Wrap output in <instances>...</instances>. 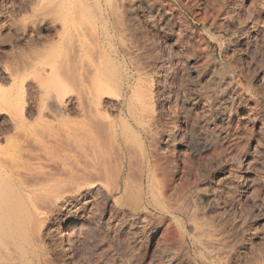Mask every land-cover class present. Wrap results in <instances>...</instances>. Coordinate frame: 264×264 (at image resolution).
Here are the masks:
<instances>
[{"label":"rangeland","instance_id":"obj_1","mask_svg":"<svg viewBox=\"0 0 264 264\" xmlns=\"http://www.w3.org/2000/svg\"><path fill=\"white\" fill-rule=\"evenodd\" d=\"M77 3L86 16L64 38L54 5L0 0V128L12 135L8 116H22L31 138L49 133L72 154L60 135L86 122L107 147L98 173L82 165L76 181L40 161L67 196L47 212L48 264H264V0ZM48 64L62 87L46 95ZM93 73L101 103L86 92Z\"/></svg>","mask_w":264,"mask_h":264},{"label":"bare ground","instance_id":"obj_2","mask_svg":"<svg viewBox=\"0 0 264 264\" xmlns=\"http://www.w3.org/2000/svg\"><path fill=\"white\" fill-rule=\"evenodd\" d=\"M42 1H45L50 6L51 5H54L55 6L54 9H52V10H53L54 14L57 15L58 20L60 21V29L62 31L61 34H65L64 38L66 36H68V35H69L68 37H73L72 36L73 34L75 35V34L78 33V31L80 30L79 29L80 28V25H79L80 24L79 23L80 17H83L84 14L86 16V10L82 9L85 5L83 6V4H82V6H83L82 7L81 4H79L80 1H79V3H77V0H42ZM89 10L90 9L88 8V11ZM88 11H87V13H88ZM68 39L71 40L70 38H68ZM63 40H65V39H63ZM75 43H76V41H75ZM72 46H73V44L70 45V47H72ZM62 52H63V50H62ZM60 53H61V51H60ZM60 53H59V55H60ZM60 58H62V57H60ZM54 59L55 58H53L51 60V63L50 64H53L52 61L54 62ZM50 64H48L49 65L48 68H43L41 72L43 74H46V73L52 74V77H51L52 79L50 78V80H46V81L41 80L43 82H39L40 80L39 81L37 80V82H36V89L39 90V92L45 93L46 95L48 93H51V94L54 93V91H56L57 89L60 88L61 83H62V81L60 82L59 77H57V75H55V72H54V68H57V66L54 67V65H50ZM91 69L93 70V68H91ZM98 71L96 70L97 73H98ZM97 73L96 74L93 73L94 76L95 75H98ZM88 76H87V78H88ZM61 77H63V76H61ZM91 78H93V75H92ZM89 79H90V77H89ZM94 79H95V81H93L94 83H92L93 86H91V84L88 82L90 85L88 84L89 87L87 89L88 91H86V92H88L87 93L88 95H91L92 96V99L94 101H98L99 102V100L102 99V96H103V93H102V95H100V93L102 92V89H100L101 92L98 93V90H99L100 86L102 88V82L99 81V80H96V76H95ZM91 80H93V79H91ZM91 80H90V82H92ZM228 85H230V83ZM103 86H106V85H103ZM84 90H86V87H85ZM232 90H233V88H232ZM46 95H45V97H47ZM139 95L142 96L143 94L141 93ZM144 95H146V94H144ZM138 97L140 99V96H138ZM63 98L64 97H62L60 99H63ZM86 98H88V97H86ZM43 99H44V97H43ZM86 101H88V100H86ZM90 101H92V100H90ZM92 102H89V103H92ZM54 103H56L57 108L59 109V113L63 110L64 106L66 107V105H64L66 103L63 100H57ZM99 103H101V102H99ZM93 104H94V106L96 104L95 107L100 106V104H98L97 102L96 103L93 102ZM40 105H41V103H40ZM130 105H131V103H130ZM56 112H57V110H56ZM89 112L91 113V111H89ZM94 112L96 113V111H94ZM18 114L19 113H17V115ZM20 114H21V112H20ZM13 116H14V118H13ZM13 116H10V115L8 116L9 119H10V121H11V123L13 124V127L11 128V130L13 129L12 130V135L14 134V136H16V140H17V135H20L22 137V140H23L24 143H26V141H28L29 144H30V142H32L30 145L35 144V146H37L36 148L35 147L34 148L32 147V149H35L34 150L35 151L34 154H36L37 152H41L42 155H40V153H39V155L37 154L36 156H37L39 162H36L33 165L29 164L31 166L30 167L28 166V168L25 166L26 169L23 170V166L25 164L22 165V166H20V164L18 165V163H20L21 162V159H23V158H26V160H28L29 157L32 155V154L29 155L31 153L32 149L31 150H28L29 148H27V147H29V146H26V144H28V143H26L25 146H24V143L21 142L22 140L20 142H18L20 140V137H19V139H18V141L16 143H15L16 140L13 141V143H12L11 141L14 138V136H13V138H10L11 140L8 137V136H12V135H8L9 134L8 133L9 132L8 130H10V129H8L7 130L8 132H6V131L3 130L4 128L3 129L0 128V264H48V260L46 261V259H45V256H46L44 254L45 252H43V249L44 248L42 249L43 246L41 244L42 243L41 238L43 239V237L47 235V232H46L47 230H45V228H44V225L46 224L45 222L47 220V217L46 216L48 215L47 212H50L52 210H58L59 207L61 206V204H64L63 201L65 199H67L66 198L67 196L66 197L65 196L62 197V196H63V194H64V192L66 190L65 188L67 186L65 184L66 182L63 183V184H61V186L63 188L65 187L64 188L65 190H63V189L61 190V187L58 186V183L59 182H56L58 180L55 177L56 173H55V175H54V173H52L53 175L50 174V172H51L52 169L51 170L49 169L50 172H49V174H47L48 172L46 173L45 172L46 170L43 171L45 168L43 169V165L41 167V164H43V163H40V161L41 162H42V160L43 161H46V162H44V165H49V163H47V161H50V162H60L61 165L59 163H56V166H58V164H59V166L62 167L60 169V171L61 172L64 171L66 174H69V175H66V177H69L71 175V177H69L70 179L65 178V176H64V178L65 179H68V180H71V181H73V180L76 181L75 179L78 178V177H76V175H77L76 173L79 174L78 171H80V176L82 175L81 178L84 179V177H83L84 174H81V172L82 173H86V172H83V171L86 170L85 167H87V166L92 167V169L94 171V169L96 170V167H97L98 164H102V161L103 160L101 158L103 157V155H102L101 148L103 146L102 145H101L102 147L100 146V144H102L100 142L101 139H99V141H98L97 139H95L93 137L92 134L95 135V133L93 131V128L92 129H89V127L90 126L92 127V125H90L89 127H87L88 125L85 122V127H83L84 125L81 124L80 127L82 126V128H80V129L78 128V130H76L75 128H74V130H73V128L71 130L70 126H69L70 129L65 128V129H68V130L67 131L65 130L66 133L63 132L64 134L63 135L61 134L60 136L64 137V135L67 134L65 137L67 138V136H68L69 138H71V140L69 138H68L69 140H64L63 138H60L59 137L60 139H63L64 141H66V143L64 142L66 145H67V142L68 141H72V146L74 145L75 148H77V151H78V152H76V151L73 150L72 152L73 153L76 152L77 154L76 153H75V155L73 153L71 154L70 153L71 151H69L68 153H64L65 151L66 152L68 151V149L67 150L66 149L63 150V148L65 147V145H61L62 148H60V149H62V151L60 150L61 152H59V151L57 152L55 148H57V147L59 148V145H58L59 143L58 144L56 143L58 146L54 147V146H52L53 145V142L50 143L48 140H45V138L48 139L49 133H47L48 134L47 136H43L41 134V136L45 137L43 139V137H40V135H38V134H40V132L39 133L38 132L36 133L34 131L38 135V137H34V135H32L33 138H31V135H30L29 132H32V131L31 130L29 131V130H27L28 128H25L26 127V126H24L25 123H23L24 118L22 116H21V118H18L17 117L20 120V121L18 120L19 121V123H18L17 119L15 118V115H13ZM60 116H62V114H60ZM131 118H133V117H131ZM89 120H92L91 117H90ZM90 122H92V121H90ZM133 122H135V120ZM62 124H64V123H62ZM57 129H59V128H57ZM42 131H44V130H42ZM59 131H61V130H59ZM142 131L144 132V130H142ZM46 132H48V131H46ZM36 134H35V136H36ZM56 134L58 135L57 132H56ZM53 135H54V133H53ZM97 135L98 134H96L95 136L97 137ZM107 135H109V134H107ZM145 135H147V134H145ZM54 136H50L49 137V140L50 141H53V140L50 139L51 137H53L54 140H56L58 136H55V137ZM100 137H97V138H100ZM102 140H103V138H102ZM60 141L63 142L62 140H60ZM135 141H137V140H135ZM61 142H60V144H61ZM104 142H103V144H104ZM68 143L71 144V142H68ZM105 143H107V142H105ZM69 144H68V146H70ZM54 145H55V141H54ZM32 146H34V145H32ZM110 146H112V145H110ZM24 147L27 148L28 151H26V149ZM66 148H69V147H66ZM36 149H38L40 151H38ZM104 149H107V147H105ZM29 151H30V153L28 154ZM114 152H117V151H114ZM26 154H28L29 157L28 156H24ZM108 154H109V152H108ZM33 156H35V155H33ZM109 156H107V158ZM114 157L116 158L115 155H114ZM107 158H105V159H107ZM26 160H25V162H26ZM66 160H69V163H66L67 162ZM100 160H101V163H100ZM81 161H83L85 164L83 162H82L83 163L82 164ZM70 162H71L72 165H70ZM107 162H108V160H107ZM23 163L21 162V164H23ZM108 163H111V161L108 162ZM50 164L52 165V163H50ZM54 164L52 165V167L54 166ZM86 164H87V166H86ZM112 164L113 163H111L110 165L112 166ZM51 165H49V166H51ZM82 165H84L85 167H83ZM99 166H98V168L101 169ZM44 167L48 168L47 166H44ZM52 167H49V168H52ZM119 167H121V166H119ZM107 168H109V167H106L105 169H107ZM116 168H118V167H116ZM55 169H56V167H55ZM99 169H97L96 172L99 171ZM112 169H113V172H114L115 169L114 168H112ZM108 170H110V169H108ZM28 173H31V174L34 173L37 176V179H36V177L34 178V176H35L34 174H33L34 175L33 176L31 174L28 175ZM27 175H28L29 179H28ZM115 175H117V174H115ZM105 176L107 177L106 174H105ZM30 177H33L34 179L33 178L32 179L34 181L33 180L32 181H29L31 179ZM87 178H89V175H88ZM91 178H93V177H91ZM110 178H112V177L110 176ZM112 179H114V177ZM112 179H111V181H112ZM79 181H81L80 178H79ZM79 181L77 180V183ZM101 181H103V180H101ZM83 182H85V181L83 180ZM70 184H72V183H70ZM80 184H82V183H79L78 186ZM98 184H99V181H96V180L94 181L93 180V182L92 183H89V184L88 183L86 184V182H85V185H83V186H85V189L87 191H90L93 187H95ZM76 186H77V184H76ZM80 186H82V185H80ZM80 186L77 189H79ZM109 186H110V184H109ZM67 188L68 189L70 188L69 185H68ZM77 189L75 191H77ZM67 191H69V190H67ZM93 191H95V190H93ZM192 227L194 228L195 226H192ZM68 230H69V228H68ZM194 230L197 231L198 229L195 227ZM205 231H204V233H205ZM196 233L199 234L198 231ZM65 237L68 240L69 233L66 232L65 233ZM255 264H256V262H255Z\"/></svg>","mask_w":264,"mask_h":264}]
</instances>
